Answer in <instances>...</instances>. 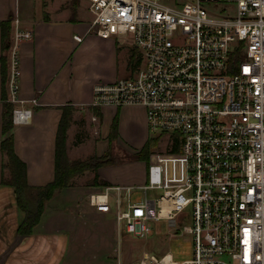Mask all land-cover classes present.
Listing matches in <instances>:
<instances>
[{
    "label": "built area",
    "instance_id": "2783aa9c",
    "mask_svg": "<svg viewBox=\"0 0 264 264\" xmlns=\"http://www.w3.org/2000/svg\"><path fill=\"white\" fill-rule=\"evenodd\" d=\"M87 8V31L124 39L138 59L127 76L94 84L91 119L104 105H140L148 129L168 136L169 151L154 155L144 183L115 187L128 189L117 219L143 236L152 220L177 227V211L192 205L193 223L182 225L192 257L144 251L137 264H264V0H87ZM13 21L12 103L17 44L33 37ZM12 115L30 116L22 107ZM131 187L163 192L132 202ZM110 188L90 192V204L109 210Z\"/></svg>",
    "mask_w": 264,
    "mask_h": 264
},
{
    "label": "crops",
    "instance_id": "0c3cea01",
    "mask_svg": "<svg viewBox=\"0 0 264 264\" xmlns=\"http://www.w3.org/2000/svg\"><path fill=\"white\" fill-rule=\"evenodd\" d=\"M80 1L0 0V20L10 18L13 25L16 17L20 27L33 30L31 39L21 40L17 44L19 72L16 87L17 99L13 102L14 108L29 109L30 116L25 122H13L11 129L14 136V150L25 162L27 182L33 186L43 185L54 178V147L58 123L62 116L61 106L72 104L75 107L67 130V145L70 146L74 133L72 127L74 122L76 123L75 119L78 118L76 114L84 118L89 116L91 119L92 109L89 106L93 98L94 84L118 78L115 74L119 70L118 55L123 46L114 36L100 37L87 31L91 15L89 17L87 10L81 8ZM85 2L87 8V0ZM74 34L83 35L82 41L77 42L73 37ZM11 38L12 28L10 43ZM100 46L103 47L102 50H99ZM5 54L8 94L12 71L10 47ZM98 54L105 55L102 62L96 59ZM1 55L0 28V58ZM128 63L129 59L127 67ZM1 92L0 63V143L4 136ZM132 107L143 111L146 126V115L142 106L127 105L119 109L104 105L99 112L102 113L105 128L116 113L115 111H118V128L121 133L125 111ZM103 142L105 141H98L96 146ZM72 154L75 155V152L72 151L69 154L70 157ZM3 159V151L0 148V264H91L92 262L114 264L111 253L112 256H114L113 253H117L115 264L123 263V253L118 241H120V230L124 224L116 217L117 211L122 210V207L119 204L114 206L109 200L110 196L108 198L110 208L107 211L97 210L91 204L88 211L78 207L82 199L87 201L89 193L98 189L88 191L83 186H73L71 182L70 186L57 190L54 197L48 200L40 221L32 233L19 235L17 229L23 220L24 212L16 202L14 187L1 182ZM6 172L5 170V178ZM106 173L107 171L101 172L100 176H103L105 181L116 183L115 179L107 177ZM71 189L80 190L82 193L72 198V202L67 203L70 204L69 206L55 207L54 205L50 211V205L53 204L55 196ZM112 189L120 190L114 187L109 191L111 192ZM83 221L87 222L86 226L91 223L90 227L79 228ZM82 247L87 248L92 253V257L84 259L85 256L79 254ZM46 250L49 251L46 252ZM53 252L56 255L54 259L50 257Z\"/></svg>",
    "mask_w": 264,
    "mask_h": 264
},
{
    "label": "rangeland",
    "instance_id": "374dc122",
    "mask_svg": "<svg viewBox=\"0 0 264 264\" xmlns=\"http://www.w3.org/2000/svg\"><path fill=\"white\" fill-rule=\"evenodd\" d=\"M86 0L80 1L81 8L87 10V15L90 17L91 13L86 8ZM121 42L123 48L118 55L119 58V70L115 77L121 78V76H127L128 67H127V57L129 55V50L131 49V43L123 41L124 39L118 38ZM121 39V40H120ZM103 47L100 46L99 50H102ZM105 55H97V60L103 61ZM102 67V65H100ZM88 108V107H87ZM72 108V118L73 110ZM117 113V111H115ZM112 117L110 122L105 128L104 119L98 115L96 120L81 117L78 114V117L75 119L76 123L72 127L73 139L71 140L70 146L67 145L66 139V148L68 159L79 160V161H90L94 167H90L81 173L74 174L70 183L72 182L73 186L80 185L89 190L98 189L103 190L106 186H124V185H141L144 183L146 176V171L151 162V159L154 158V155L158 157V154L165 155L169 151L168 145V136L165 134L157 135V132H152L148 129L147 124L145 126L143 111L139 108L132 107L129 110L125 111V116L123 119V124L121 128V133L118 128L119 120L117 124V132L112 136L111 124L116 115ZM119 113V112H118ZM124 115V114H123ZM71 118V120H72ZM71 122V121H70ZM71 124V123H70ZM70 127V126H69ZM68 130V129H67ZM157 135V136H156ZM148 139H155V143L151 145L149 150L148 161L139 160L137 154L143 148V144ZM80 140V141H79ZM105 141L99 143L96 146L98 141ZM96 146V147H95ZM75 152V155H70ZM77 151V153H76ZM101 151V152H99ZM6 178L9 177L10 172L6 169ZM107 171L106 176L115 179V182H112L110 185L103 186L101 181L105 180L103 176H100L101 172ZM98 173V177L95 181V175ZM163 189L148 188L144 191L141 188L131 187L129 189V199L134 202L136 198H142L146 195L147 197L158 198L162 194ZM82 191L77 189H71L61 195L57 194L53 200V204L50 205V211L53 209L54 205L67 207L72 202V198L81 194ZM112 195L109 200L117 206L123 207L127 203V193L128 189L124 187L123 189L111 190ZM189 195L188 192L185 193ZM80 196V195H79ZM54 197V196H53ZM87 199V197H86ZM78 207L81 210H89L90 202L87 199L79 202ZM192 205H187L183 209L177 211L175 214L176 225L177 227H171L167 218H160L158 220H152L153 229L150 233H147L143 236H135L125 230L123 225L120 230V241H118L119 248L123 253L122 264H137L138 259L142 256L144 251H147L150 254H154L156 257L160 258L165 252H170L173 260L181 261L183 259H189L193 255V235L190 233H185L182 231V225H192ZM87 222H81L79 228L85 229L89 228L86 226ZM49 250H46V252ZM104 253V252H103ZM50 255V253H45ZM81 256H85L84 259H87L91 256L92 253L88 251L87 248L82 247L79 251ZM112 253L110 256L113 259V262L117 261L115 255L117 253ZM52 259L56 257L55 252L51 253L50 256ZM92 257V256H91ZM85 264V263H82ZM91 264H94L92 262ZM119 264V263H117Z\"/></svg>",
    "mask_w": 264,
    "mask_h": 264
},
{
    "label": "trees",
    "instance_id": "16d2710c",
    "mask_svg": "<svg viewBox=\"0 0 264 264\" xmlns=\"http://www.w3.org/2000/svg\"><path fill=\"white\" fill-rule=\"evenodd\" d=\"M1 28V45L2 55L0 58L1 63V80H2V132L4 134L0 148L3 151L4 159L2 162L3 175L1 178L2 183H6L14 187L16 202L24 212L23 220L18 226L19 235H29L32 233L34 227L40 221V217L45 210L48 200H50L55 192L61 188L70 186V179L74 174L81 173L82 171L94 167V165L88 161L69 160L67 156L66 139L67 129L70 126L72 118V104H66L61 106L62 116L58 123L57 135L55 140V173L52 181H49L43 185L33 186L28 184L26 174L27 167L25 162L16 154L14 150V136L11 129L13 127V103L8 100L6 91V74H7V58L5 51L10 47V33H11V20L2 19L0 20ZM136 49L131 48L129 54V65L135 66L138 62L136 58ZM95 111V110H94ZM102 117L101 112H97ZM119 120V113L117 111L111 128L113 130L112 136L117 132V124ZM155 139H148L144 142L143 148L137 154L139 160L148 161L149 150L152 144L155 143ZM178 147L175 146L171 151L175 152ZM8 169L10 175L8 178L4 177V171ZM98 175L95 174V181H97ZM111 183L107 180H102L101 185L106 186Z\"/></svg>",
    "mask_w": 264,
    "mask_h": 264
}]
</instances>
